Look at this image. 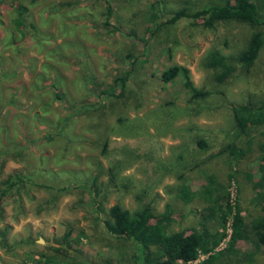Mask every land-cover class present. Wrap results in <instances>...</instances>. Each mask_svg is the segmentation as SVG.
I'll return each instance as SVG.
<instances>
[{
    "label": "rangeland",
    "instance_id": "rangeland-1",
    "mask_svg": "<svg viewBox=\"0 0 264 264\" xmlns=\"http://www.w3.org/2000/svg\"><path fill=\"white\" fill-rule=\"evenodd\" d=\"M225 1L235 2L0 0V187L8 175L20 182L0 197V264H132L128 241L104 228L108 207L146 205L153 224L167 205L170 229L189 231L204 203H182L180 182L215 178L245 224L260 215L264 121L241 130L233 105L264 101V24L220 13L160 23ZM255 31L263 44L243 68L236 57ZM211 52L225 58L224 76ZM172 64L203 95L191 97L180 75L161 81ZM206 226L222 237L176 264H264L261 245H229V223Z\"/></svg>",
    "mask_w": 264,
    "mask_h": 264
},
{
    "label": "trees",
    "instance_id": "trees-1",
    "mask_svg": "<svg viewBox=\"0 0 264 264\" xmlns=\"http://www.w3.org/2000/svg\"><path fill=\"white\" fill-rule=\"evenodd\" d=\"M259 8L262 9L253 0H235L233 3L225 1L218 6L207 4L194 12L179 10L160 23H173L181 16L197 18L205 15L208 16L207 20L210 23L211 16L214 17L217 13H220L227 18L256 26L264 24V13H261ZM108 15L109 8L106 11L104 22L106 24H108V21H106ZM156 25H159V23ZM262 44V32H253L245 48L237 55V63L243 68L250 66ZM209 63L213 66L222 67V76L227 73L228 66L222 55L211 52ZM178 75L183 80L182 86L191 97L203 95V92L192 84L188 69L183 66L177 64L167 66L159 73V79L163 82H169ZM123 81L124 78H119L116 82L123 85ZM233 112L237 125L241 130L254 127L264 121V101L257 106L235 104L233 105ZM258 147L259 160L264 161V138L259 142ZM259 169L262 171V166H259ZM18 183H20L18 180H14L12 176L8 175L2 181L0 197L9 193L12 187ZM195 196L200 197L204 206L200 212L199 227L192 228L189 231L170 229L173 218L167 205L164 206L163 214L151 224L149 219L152 215L148 206L144 205L143 208L141 207L130 213L118 203H113L108 207V219L104 221V228L108 234L123 237L128 241L132 264H176L178 260H193L198 253L208 252L222 237L219 233L215 236L210 232L206 226L208 222L214 223L220 229L225 228L226 224L229 223L230 246H233L237 241L251 242L257 248L262 246L260 252L264 256V185L258 187L254 194L259 205L260 215L249 224L243 222L237 207L232 206L229 202V193L215 178L207 177L200 189H191L183 182L177 185L176 197L182 203L190 202ZM67 237L68 232L63 234L61 242L66 243ZM0 243L5 244L3 232H0ZM151 247H153L152 250ZM51 249L56 253H60V248L53 247ZM41 259H36L34 262L38 264L56 263V260L49 256H43Z\"/></svg>",
    "mask_w": 264,
    "mask_h": 264
}]
</instances>
